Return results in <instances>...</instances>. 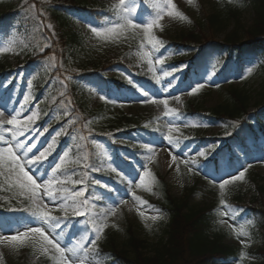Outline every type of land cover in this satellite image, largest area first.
<instances>
[{
  "label": "trees",
  "instance_id": "16d2710c",
  "mask_svg": "<svg viewBox=\"0 0 264 264\" xmlns=\"http://www.w3.org/2000/svg\"><path fill=\"white\" fill-rule=\"evenodd\" d=\"M15 0L7 11L0 13L6 26L14 21L20 22L24 31L25 44L30 50L28 60L36 65L38 77L34 80L32 88V99L28 104L40 95L46 97L45 101H40L39 120L45 119L52 110H55V123L63 125V140L68 142V156L64 163L66 169L65 178H69L67 183L69 191H77L79 186H86L90 194L93 182L89 175L92 167L102 166L103 175L106 180L112 181L117 187L126 190L128 185L120 173H113L111 167L107 165V158L101 154L97 146L91 143V137L102 136L109 139L116 133L135 137L136 140L147 139L155 132L148 127L142 128L141 123L127 120L111 121L108 126L98 125L103 117L105 104L103 107L90 109L92 90L94 88H111L114 81L104 76L97 77V73L104 69V64L99 62L95 47L88 43L86 36L73 28L72 22L75 20L73 14L87 10L95 21V27L108 28L115 22V6L99 5L94 0ZM218 11L206 17L204 21L193 23L188 30L184 31L175 44L180 53V62L186 75H177L176 84L190 85V72L205 65L214 63L217 60L219 68L214 67L223 77L228 70L229 62L242 65L246 58L257 60L258 68L256 75L260 77L264 84V0H219ZM25 12L20 10L25 5ZM35 5L34 8L31 6ZM221 6V9H220ZM102 7L105 13L99 15L97 8ZM251 8L253 11L252 23L248 26L242 25L241 14L244 8ZM152 18L156 11H151ZM227 21L233 23V30L230 35H226L222 40L207 38V29L220 30ZM51 25V29L47 27ZM239 26L242 27L240 35ZM7 30V27L4 28ZM96 41L109 44L113 37L96 36ZM138 46L143 41V35L135 30L125 32L121 40H129ZM245 37V38H244ZM125 38V39H124ZM244 39L246 41H244ZM182 40V41H180ZM164 44V42H163ZM209 50L208 53L206 51ZM228 52L227 59L220 52ZM211 53V54H210ZM217 53V54H216ZM210 54V58L208 55ZM216 57L214 60L213 58ZM224 65H226L224 67ZM76 67V69H74ZM227 67V68H226ZM4 68V65H0ZM173 72V70H171ZM144 73V72H143ZM106 79L107 82H103ZM69 80L72 81L71 84ZM119 88L124 89V85L118 83ZM121 89V90H122ZM72 91V93H71ZM124 93V90H123ZM201 91L194 94L184 108L190 114L200 120L201 105L199 98ZM260 98L255 102L260 111H264V87L260 88ZM250 91L231 90L227 100L211 109L209 114L221 120L224 128L214 137L225 138L226 142L220 146H212L206 149L205 159L210 163L221 156L226 147L229 146L226 137L229 134L246 125V117L250 107ZM260 122L261 132L264 134V125ZM248 127L250 130L253 127ZM73 129H77L75 135H71ZM253 137L257 136V131L252 129ZM196 138L202 142L207 140L199 131L195 132ZM238 140L244 143L246 136L239 135ZM83 137V139H81ZM137 158L144 162L142 149L138 144ZM264 158V154L262 156ZM89 165L85 168L83 165ZM127 172H132L134 167L122 164ZM75 172L73 175L72 173ZM152 189L158 193L156 206L163 212V220L159 221L160 234L156 240L139 237L131 222H127L124 228V243L118 245L114 241V233L108 234L105 242L97 243L96 251H89L90 259H97L98 264H230L233 259H238L235 264H264V178L254 173L253 193H236L229 203L238 204L248 199L247 209L253 214L254 221L247 224L248 230L254 242H261V246L251 249L241 250L224 241L225 234L216 228L221 217L218 211L219 202H214L208 206H190L188 197L176 198L169 183L159 172H152ZM82 180V183L74 184L71 181ZM90 214L77 217L72 214L69 220H80V226L76 229L75 223L67 229V234L74 233L76 236L84 229L88 237L93 232V223H103L100 211L95 207L92 210L88 206ZM0 213H10L31 215V204L28 201H21L19 195L14 190H8L5 180L0 178ZM58 217V214L56 215ZM63 218V217H61ZM84 228V229H83ZM76 229V230H75ZM115 231V229H114ZM34 253V252H32ZM252 257V259H249Z\"/></svg>",
  "mask_w": 264,
  "mask_h": 264
},
{
  "label": "rangeland",
  "instance_id": "374dc122",
  "mask_svg": "<svg viewBox=\"0 0 264 264\" xmlns=\"http://www.w3.org/2000/svg\"><path fill=\"white\" fill-rule=\"evenodd\" d=\"M97 4L102 5H116L119 0H94ZM218 1L219 0H173V3L176 4L177 10L182 12L186 19L181 20L179 17H170L164 15L160 21V27L154 28L153 34L160 39L166 41H177L180 35L188 30L193 23L198 21H204L206 17L218 11ZM15 0H0V13H3L8 10V8L13 5ZM130 0H125L126 5H128ZM28 3H32L30 0ZM27 6H23L20 10L25 12ZM153 5H164L166 6V0H133L132 6L136 9L138 8H157ZM221 9V6H220ZM124 15L119 11L116 14V17ZM132 18V17H131ZM150 18L143 17L139 20L147 21ZM253 20V11L251 8H244L241 14L242 25L248 26L252 23ZM2 25V19L0 18V26ZM90 25H93L90 17L86 14H79L75 17V20L72 22L71 28L82 32L88 43L95 47V53L99 57V62L104 64V73L110 77L117 79V81H124L127 84L129 80L132 83H136L135 93H129L128 98L123 100H117L113 98L110 102H106L104 113L107 115L100 120L98 125L108 126L111 121L115 120H127L132 119L133 121H138L141 125H154L156 129L160 132L158 135L152 136L145 145L148 148L153 150L152 153H149L148 148L143 147L145 151V157L147 162L145 165L147 169L151 171L159 172L166 181L169 183L171 192L176 198L188 197L190 206H208L211 203L219 202L218 210L222 212H228L227 216H223L217 228H221L226 232L225 241L228 244L234 245L240 249L256 248L260 246L258 242H252L249 236H239L236 237L237 230H231L233 215L240 216V221L249 220V211L246 209L245 204H240L237 209L229 208L228 206H222L220 200L224 199L225 204H228L227 201L234 194L247 192L248 195L253 193L254 188V173H257L260 177L264 178V160L261 159L258 155L255 156L253 160H248L244 154H240V161L245 166H238L240 170L246 169L245 177L241 181H234L229 185H226L223 192L219 188V183L221 178H226L228 174H238L240 171L236 168H230L228 164L223 168L220 174H217L212 169H207L205 164L192 163L185 164L183 161H191L189 155H193V158L200 156L199 152L203 149L198 146L195 142L190 139L194 136L196 131H199L205 136H213L223 129V122L217 118L208 115L203 122L197 124L198 126L192 127V123L189 120L182 119L180 117V110L183 109L184 103L192 97L193 94H189L188 91H171L169 87V82L164 78L163 72L166 70L163 65L157 64L155 61L159 58V52L153 50L151 45L147 43L144 44V47H141V41L138 46L132 44L129 37V40H121V36L112 38L109 44L104 45L95 40ZM240 35L242 32V27L239 26ZM1 29V28H0ZM233 30V23L227 21V23L220 30H211L207 29L205 34L207 38L222 40L226 35H230ZM139 33L143 34L142 31L138 30ZM125 36V33H124ZM4 37L0 42V65H4V68L11 69V73L7 77L17 76V77H27L31 78V75L36 76V67L29 65L28 60V46L24 42V34L20 29L18 22L14 23L11 27V30L7 36L1 33L0 38ZM245 38V37H244ZM125 39V38H124ZM182 41V40H180ZM244 41H246L244 39ZM171 47L167 48L168 52ZM145 52H150L152 56V65L148 63V59L144 57ZM169 59V58H167ZM147 66L148 74L143 81L139 80L140 71L145 70ZM152 67L155 71H150L149 68ZM176 66L175 68H178ZM257 65L255 61L249 60L246 61V66L243 73H237L235 70L231 72V80H219L214 72H211L207 69H204L200 72L199 76H196L195 83H203L204 87L201 89L202 94L199 98V103L201 105V112L209 113L211 109L217 107L224 103L229 97V91L233 90H245L250 91V108L249 111L254 113L255 102L260 98L259 92L264 84L263 80H260V77L255 76L254 70ZM251 68V71H249ZM1 69V68H0ZM76 69V67H74ZM256 72V71H255ZM34 76V77H35ZM154 76H159L160 81L157 82L154 79ZM33 77V79H34ZM153 81L157 82V85L153 84ZM72 81L69 80L71 84ZM131 83V84H132ZM218 85V87L216 86ZM156 86V90L154 87ZM11 86L9 83L3 84L0 86V104L7 102V108L11 111L13 108L16 111H19L21 114L18 116V119L21 120L23 124L27 120V116L31 112L35 111L38 113V109L34 104L30 110H26L25 106L22 108L21 105H25V100L22 97L17 95V87L14 88L13 93H8ZM182 89V88H180ZM185 89V88H184ZM144 92H148L149 96L145 97ZM72 93V91H71ZM156 93L155 95H152ZM27 97H30L31 94L29 91L26 92ZM175 96H179L180 100L177 101L174 99ZM104 94L100 91H95L91 96L90 109L92 112L100 107H103L105 101ZM44 99V98H42ZM168 100V107L176 109L177 112L171 116H165V108L162 103L154 104L151 100ZM2 110V108H0ZM8 113H6L7 115ZM13 115L16 112H12ZM251 118L254 117V114L250 115ZM169 121L178 127V131L172 133L173 137H179V144L169 145L166 137L168 136V127ZM187 125V126H186ZM12 125H4L3 129H11ZM31 129H36V132L33 134ZM47 129V131H44ZM43 133V135H40ZM59 133V136L56 134ZM0 135H3L6 140L11 142V132L10 131H0ZM31 137V139H28ZM56 137V146L55 151L61 145L60 143V128L58 126L50 128L48 123L39 124L37 119L31 125V128L23 136L17 137L21 141H26L28 144L35 143L36 147L33 149V153L39 154V151L43 150L52 138ZM260 145L264 148V141L259 140ZM181 143H185V146L181 148ZM250 143V142H248ZM126 148H121L118 150L120 157L126 161L134 162V150L135 146L133 144L124 143ZM253 150L255 147L250 144ZM0 146H7L0 141ZM251 148V149H252ZM52 154L44 161V171L51 175V168L54 167L57 163L60 162V157L63 151L55 160H50ZM242 148L238 145L234 147V152L236 154L240 153ZM204 152V151H203ZM111 153V152H110ZM112 154V153H111ZM154 158L149 162V155H153ZM172 155H178L180 157L176 162L171 161ZM202 157V156H200ZM240 163V164H241ZM171 164V166H169ZM189 169H192L189 171ZM214 169V170H213ZM145 169L141 167L136 174L127 176V181L129 183V189L123 193L115 191L114 195L108 196L103 199V205L101 206V212L107 211L109 208H115V214L109 213L106 217L103 218L104 223L107 224V227L104 228L101 233V239L99 241L105 242L108 238V234L114 233V241L118 245H123L124 243V228L127 222H131L133 227L139 237L147 238L149 240H156L160 234L159 221L163 220V212L156 206L155 202L158 199V193L152 189V183L149 181V187H137L139 184V174H141ZM3 171V169H0ZM207 173V175H205ZM59 177V170L56 174ZM125 175V174H124ZM4 178L3 176H0ZM47 178V177H45ZM139 197V200L136 199ZM21 201H30L26 197L19 195ZM43 203H48L47 197H42ZM116 203H113V201ZM124 201L121 203L120 201ZM248 199L244 200L242 203H246ZM38 203L41 201H37ZM32 204V202L30 201ZM59 201L57 202V204ZM54 212L58 207L53 204H48ZM143 212L144 215H140ZM158 216L161 217L155 221L151 220L149 217ZM27 221H35L34 219L23 220L21 223ZM221 221H227V223H221ZM8 220L0 216V223H5V228L3 233L4 235L14 234L12 231H9ZM11 225H16L17 221L10 222ZM30 226H36L33 223ZM248 230V226L245 227ZM115 229V231H114ZM26 228H20V231H26ZM46 231L51 232L52 229L46 228ZM230 231V232H228ZM249 231V230H248ZM56 233H59L55 229ZM243 241L244 243H241ZM67 244L71 246L75 244L72 239L65 241L63 239L62 246ZM31 249H36L34 242L29 240L23 244L16 243L13 244L10 241H0V264H55V260L52 262H46L42 260L41 255L32 254ZM51 253V252H50ZM79 258H85L86 255L83 254L82 250L77 253ZM249 259H252L250 257ZM84 264H98L96 260H89L87 257L84 261ZM117 264V263H114ZM215 264V263H211Z\"/></svg>",
  "mask_w": 264,
  "mask_h": 264
},
{
  "label": "snow or ice",
  "instance_id": "6c2138e0",
  "mask_svg": "<svg viewBox=\"0 0 264 264\" xmlns=\"http://www.w3.org/2000/svg\"><path fill=\"white\" fill-rule=\"evenodd\" d=\"M191 2V0H190ZM133 0H130L129 4L126 5L125 0H119L118 4L115 5V8L120 12L123 13L120 19L123 21L122 23L113 24L111 27L108 28H97L93 27L91 30L95 33L96 36H108V37H119L123 35V33L129 30H140L143 33V42L141 43V47H144V44L147 43L151 45L153 50H157L158 46H163V41L158 39L154 34V28L160 27V21L162 20L163 16L166 14L170 17H179L181 20L186 19L184 14L177 10V6L173 3V0H166V6L164 5H153V7L157 8L158 11L156 15L148 19L147 21L137 20L131 18V13L136 11V8L132 6ZM32 8L35 5L31 6ZM49 29H51V25H47ZM144 57L148 59V63L151 66L152 56L150 52H145ZM157 64H163V58H157L155 61ZM150 71H155L154 68L150 67ZM251 71V68H249ZM164 76L171 75L170 72L164 71ZM157 82L160 81L159 76H154ZM131 84L132 81L129 80ZM29 85H31V80H29ZM172 84L169 82V87ZM218 87V85H216ZM204 87L203 83H196L195 86L189 85L190 91L189 94H196L200 91L201 88ZM153 93L152 95H155ZM144 96L148 97L149 93L144 92ZM104 97H101L103 99ZM174 99L177 101L180 100L179 96H175ZM25 102L28 101V97H24ZM154 104L162 103L165 108V116H171L172 114L176 113L177 110L168 107V100H151ZM7 102L5 101L4 104H0V131H10L11 132V142L6 140L3 135H0V141L7 146H0V176L4 177L8 185V190H14L15 194L21 195L26 197L28 200L32 202L31 207V215L35 218V221H27L21 223L17 221L16 225H11L10 222H6L8 224L9 231H12L14 234L11 235H4L0 234V241H10L13 244L20 243L23 244L26 241H33L34 246L38 245L39 250L44 253H53V259L55 260V264H84L85 258H79L77 253L79 251H83L87 254L90 250L95 252L97 242L101 239V233L103 232L104 228L107 227L106 223H93L94 229V238H90V248H85L84 243H75L71 246L65 244L62 246L63 243V233L64 228H61L62 224H72L73 222L68 219V209L71 207L72 214L77 217L85 216L90 214V210L88 209L89 201L87 199H81L85 196V190L80 189L77 191H69L68 189L64 188L63 185L70 182L69 178L60 179L56 174L59 169H61L64 157L68 156V152L65 151L63 155L60 157V163H57L54 167L51 168V175H48L47 172L44 171V161L55 151L56 146V137H53L51 142L47 144V146L39 151V154L33 153V149L36 147L35 143L28 144L26 141H21L17 137L23 136L26 132H28L31 128V125L38 117V113L33 111L30 115L27 116L26 122L23 124L21 120L18 119L20 116V112L16 111L13 108L11 111L7 108ZM23 108L24 105H21ZM12 112H16L15 115ZM6 113H8L6 115ZM4 125H12L11 129H3ZM187 126V125H186ZM192 127L198 126L197 124H192ZM178 127L174 125L171 121H169L168 127V136L166 137L169 145L172 144H179L180 139L179 137H173L172 133L174 131H178ZM32 133L36 132V129H31ZM44 131H47L45 129ZM43 135V133H40ZM59 136V133L56 134ZM31 139V137H28ZM83 139V137H81ZM95 143V141H93ZM97 147L102 148V145H98ZM145 148H148L145 145ZM149 153H152L153 150L148 148ZM200 156H205V152H199ZM154 158L153 155H149L148 159L149 162L152 161ZM180 157L178 155H172L171 161L176 162L179 160ZM185 164L192 163L195 165V160H185L183 161ZM85 168H88L89 165H83ZM171 166V164L169 165ZM111 167V165H110ZM145 170L139 174V184L136 185L137 187H149V181L153 178L152 173L149 169H147L146 165H141ZM93 171H98L99 169L92 168ZM192 169H189L191 171ZM112 171L115 172L116 168H112ZM246 169L240 170L238 174L232 175L228 174L226 178H221L219 183V188L221 192L225 189L226 185L231 184L234 181H241L245 177ZM136 170L133 168L132 173L130 175L135 174ZM73 175L75 172L72 173ZM67 177V173H65ZM207 175V173H205ZM47 177V178H45ZM74 184L82 183V180L71 181ZM96 183H100L96 181ZM42 197H47L48 203H43ZM139 200V197H136ZM41 202H37V201ZM59 203L57 204V202ZM71 202V203H69ZM123 203L124 201H120ZM56 205L60 210L64 212V217H58L52 215L53 209L48 206V204ZM113 203H116L114 200ZM220 204L222 206L225 205L224 199L220 200ZM93 207H95L93 205ZM116 209L109 208L107 211L102 212L100 215L102 218L106 217L111 214H115ZM140 215H144L143 212ZM221 215L227 216L228 212H222ZM151 220L155 221L160 219L161 217L158 216H151L149 217ZM234 218V215H233ZM33 223L36 226H30ZM78 223V222H77ZM221 223H227V221H221ZM5 228V223H0V233H3ZM20 228H26V231H20ZM46 228L52 229L51 232L46 231ZM60 228V232L56 233L55 229ZM239 235H246L245 232L241 231ZM241 243H244L241 241Z\"/></svg>",
  "mask_w": 264,
  "mask_h": 264
}]
</instances>
